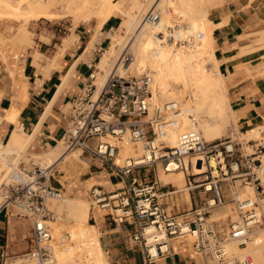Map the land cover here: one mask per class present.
I'll return each mask as SVG.
<instances>
[{
    "label": "built area",
    "instance_id": "built-area-1",
    "mask_svg": "<svg viewBox=\"0 0 264 264\" xmlns=\"http://www.w3.org/2000/svg\"><path fill=\"white\" fill-rule=\"evenodd\" d=\"M101 51L99 48L96 53ZM129 60L131 57L124 53L119 63L125 65ZM96 70L74 97L68 124L60 138L64 155L79 152L78 159L86 155L119 180L109 192L92 185L88 191L91 206L105 212L115 226L126 228L130 243L140 247L145 264L168 256L171 239L184 241L186 237L192 239L191 245L202 264H254L248 258L230 254L226 244L244 247L255 234L254 229H264V206L256 200L235 196L237 190L247 186L257 197L264 193V118L259 125L241 131H254L251 138L232 136L207 143L198 131L186 130L177 133L172 145L171 131L180 128L183 113L175 101L155 106L148 116V88L152 82L149 73L120 77L113 72L96 95ZM188 119L193 124L197 122L194 113ZM122 142L139 144L141 154L118 163L117 143ZM23 157L27 154L6 156L0 151V163H4L0 173V209L29 221V250L25 255L28 264H60L59 253L71 245L97 253L94 237L101 250L93 217L83 229L82 238L77 235L75 242L70 243L69 229L62 232L60 218L48 209L50 200L61 199V191L50 185L53 175L58 174L56 165L47 167L31 159L25 165ZM198 166L204 170L196 175L193 171ZM159 170L164 174L184 173L189 192H198L201 206L172 213L162 200L177 191L166 190L175 189L171 184H158ZM149 176L152 180L147 182ZM227 190L230 198L226 197ZM229 202L237 220L224 228L221 221L210 220V211ZM53 225L59 229L58 240L53 239ZM83 257L84 254L82 261ZM3 261L4 258L0 264H5Z\"/></svg>",
    "mask_w": 264,
    "mask_h": 264
},
{
    "label": "crops",
    "instance_id": "crops-1",
    "mask_svg": "<svg viewBox=\"0 0 264 264\" xmlns=\"http://www.w3.org/2000/svg\"><path fill=\"white\" fill-rule=\"evenodd\" d=\"M209 18L217 26L212 31V38L218 71L225 76L236 75L238 61L242 58L237 57L238 36L264 30V0H254L249 5L230 2L212 10ZM118 23L116 17L107 20L99 37L104 34L108 37L103 36L92 47H89L93 33L90 24L79 23L72 31H61L54 24H37L32 30L34 34L31 33L32 43L25 48V53L4 63L0 55L1 145H6L17 129L33 137L28 149L31 153H46L57 145L68 124L69 107L74 97L82 85L90 82L89 77L96 69V51L109 38L107 32ZM236 86L232 90L230 107L237 117V131H245L259 125L264 118V85L259 83L253 88L242 81ZM253 89L255 95H251ZM81 163L70 160L63 169L56 165L58 174L53 175L50 185L74 198L87 194L92 181L106 184L99 185L106 192L112 191L119 182L106 167L92 161L87 167L84 166L86 163ZM176 191L174 197L165 201L171 205L174 214L188 212L197 206L189 189L187 198L185 193ZM89 214L88 220L93 217L92 211ZM66 222L80 226L88 224ZM94 225L100 233L101 247L108 254L109 264H145L140 247L130 243L126 228L112 225L105 215L100 216L99 222L95 220ZM23 226L19 218L0 209V263L5 254L21 251V245L16 243L22 240ZM169 253L152 264H200V258L186 241L171 239Z\"/></svg>",
    "mask_w": 264,
    "mask_h": 264
},
{
    "label": "bare ground",
    "instance_id": "bare-ground-1",
    "mask_svg": "<svg viewBox=\"0 0 264 264\" xmlns=\"http://www.w3.org/2000/svg\"><path fill=\"white\" fill-rule=\"evenodd\" d=\"M51 1L61 2L58 4L59 12H65L72 17L74 26L79 23L93 26L89 47H92L95 42L99 41L97 39L100 30L107 20L113 18L115 15L121 18L119 25L109 33L110 40L98 63V67L105 73V76L100 77L97 84L95 80L93 82L97 87L96 95L101 85L113 72L116 75L119 74L121 77L125 76L129 71H134L136 74L149 73L152 78L150 86H153L156 79L165 72L167 62L171 58L170 55L176 52L178 60L185 70L186 79L181 78L180 83L182 84L183 93L186 90L189 91L187 94L188 99L185 104H182V95H179L182 93L172 94L166 87L167 85H164L159 94L152 91L151 100L149 101L148 98L150 104L148 116L152 114L155 106L175 101L179 103L183 115L180 119V128L171 131L170 143L172 145L176 141L177 133L181 131L196 130L207 143H211L223 137L231 120H233L236 126L237 117L228 104L225 78L218 71V62L214 57L215 48L213 47L211 33L213 23L208 18L210 10L208 9L207 0H159V2L156 0L155 3H153V0H146L145 4H142L141 0H0V23L15 21L19 24L16 34L10 39V43L15 41V45L18 48L22 47L24 43H32L27 26L33 20H53L55 14L52 12ZM153 11L159 13L155 22L147 19V15ZM144 14L145 18L143 17L142 19ZM243 38L245 37L243 36ZM5 45L6 43L0 44L1 56L7 52ZM124 53L131 56V60L126 65H122L118 61ZM207 62H209V65H207ZM147 67L149 70H146ZM108 71H111L109 75L107 74ZM191 113L196 115V124H193L188 119V115ZM237 133L240 138H251L254 131L250 132L248 130L246 134L239 133V131ZM32 138L23 134L21 130H15L7 143L9 148H12L9 154H23L25 150L30 149ZM61 147L63 148L64 145L60 140L48 152L38 153V155L46 158L50 163L49 166L59 165L64 163L67 158ZM135 148L123 143L117 157L118 163L119 156L134 157L139 154L140 147L137 146ZM70 156H73L76 160L78 159L75 153L68 155V157ZM203 170L204 167L200 169L198 166L193 172L199 175ZM185 178L184 173L181 172L160 173V175L157 173V182L160 186L173 184L178 189H184L181 183H183ZM90 185L104 186L106 184L92 181ZM187 190L186 188L185 191ZM243 190L235 194L236 198L254 200V190L251 187L247 186ZM49 204L51 212L58 213L59 216L61 213H65L66 221L88 222L90 207L83 200L64 198L61 192V199L50 200ZM1 205L2 202L0 203V207ZM226 212L227 216L230 214L234 217V220L231 222L237 220L235 211L232 208H227ZM215 215L213 214L212 217H216ZM212 217L211 219H213ZM224 217V215L218 216L214 221H222ZM254 231L256 234L262 230L256 228ZM147 234L150 235L151 232H147ZM151 240L149 238V242ZM250 244L252 246L248 247ZM250 244L247 245L248 248L244 246L247 248L245 256H251L253 262L261 264L262 261H259L263 260L261 258L263 256L261 255L264 254V235L262 238L257 237L253 239ZM229 246L230 244H226V249L232 254ZM244 247L237 248L244 249ZM236 257L240 259L247 258L242 256ZM16 259L17 261H22L21 257ZM26 264H28L27 261Z\"/></svg>",
    "mask_w": 264,
    "mask_h": 264
},
{
    "label": "rangeland",
    "instance_id": "rangeland-1",
    "mask_svg": "<svg viewBox=\"0 0 264 264\" xmlns=\"http://www.w3.org/2000/svg\"><path fill=\"white\" fill-rule=\"evenodd\" d=\"M153 1H154L153 3H155L156 0H153ZM253 1L254 0H207L208 9L210 10L209 13H208V15L210 16V13H211L212 10H214L216 8H221V7L227 5L230 2H235V3L245 2L246 5H249ZM157 2H159V0ZM60 3L61 2H59V1H51L50 2L51 7H52V12H53V14H55L53 16V20L51 22H47V20L44 21V19H38V20H33V21H31L28 24L27 31L30 33L29 36H30L31 39L33 37L31 35V33L34 34V32H32V30H33V28L36 27L37 24H40V26H42L44 24H48V25L54 24L59 29H61V31H69V30L72 31V30H74V28H73L74 27V25H73V18L70 17L65 12L64 13L59 12L58 4H60ZM141 3L142 4H145L146 3V0H141ZM144 16H145V14L142 16V19H143ZM158 16H159V13L156 12V11H153V12H151V13H149L147 15V19L150 20V21H152V22H155V20L157 19ZM209 16H208V18H209ZM114 17L118 18L116 15ZM118 20L120 22L121 21V18H118ZM209 20H210V18H209ZM118 25H119V23L117 24V26ZM220 25H222V24H220ZM18 26H19V24L17 22H15V21H9L8 23H4V24H2V26H0V44L6 43L5 49L7 50V52L4 53V55H2V58H3L2 61L4 60L3 62H7L9 59L18 58L21 54L25 53V48L28 47L29 45H31V44H28V43H24L22 47H19L18 48L15 45V41H13L14 44L13 43H10V39H11V37H14L13 35L16 34V30H17V27ZM215 27H217V26L214 25V24H212L211 33H212V31H213V29ZM263 31H259L260 33L259 32H257V33L256 32H252V33H249V34H243V35L238 36V40L240 41V43H239V48L236 47L237 48V51H238L237 54H239V55H237V57H242L238 61L239 64L237 66H239V68L237 70L236 75H232V73L228 74L227 76L223 75L224 78H225L224 79V82H225L226 90H227V93H228V104H229V106L232 105L231 104V99H232L231 97H232V94L234 93L232 90H233V88L237 87L236 85L239 84L240 82H242V81L248 82L251 86H253V88H255L254 86L256 84H259V83H262L264 85V33H263ZM103 36L105 37L107 35L104 34V35L98 37L97 40L101 41V39H102ZM243 36L245 38H243ZM108 39L110 40V38H108ZM108 39H106L105 42L102 43V46H101L102 47V51L100 53H98V56H97V59H96V69H97L96 70V74H95V81H96L95 83L96 84L98 83L100 77L105 76V73L102 72L100 70V68L98 67V63H99L100 57H101L104 49L106 48V46H107V44L109 42ZM259 39H261V40H259ZM99 41H97V42H99ZM213 47L215 48V46H214V40H213ZM10 48H11V50H10ZM174 50H173V52H174ZM9 51H10V53H9ZM170 57L171 58H169V60L167 62V66L165 68V72H163L161 74V76H159L156 79V82H155V84L153 86H149V88H148V98H149V101H150L151 100V93H152V91H153V93L155 92V93H158L159 94L160 91H161V88L164 85H167L166 87L168 88V90H169L170 93H172V94L182 93V94H179V95L180 96L182 95V104H185L186 103V100L188 99L187 94H188L189 91L186 90L185 91L186 93L185 92L183 93L182 92V84L180 83L181 82V80H180L181 78L186 79L185 70L183 69V66L181 65V63L179 62L176 52H174L173 54H171ZM172 64H173V66H172ZM207 65H209V62H207ZM169 66H171V67H169ZM171 68L172 69L175 68L174 70L177 73L174 70L172 71ZM146 70H149V68L147 67ZM177 70H179V71H177ZM110 73H111V71H108L107 72L108 75ZM173 73H174L175 76L173 75ZM141 74H136L134 71H129L128 73H126L125 76H122V77H126L127 75L136 77V76H139ZM178 80H180V81H178ZM233 82H235V83H233ZM255 93H256V90L253 89L251 91V95H255ZM149 106H150V104H149ZM239 131L241 132V130H239ZM232 136H237V137L239 136L238 133H237V129H236L235 123L233 122V120H231L229 122V126H228L227 130L224 132V135L221 138V140L226 139L228 137H232ZM58 142H60V141H57V143ZM123 143L124 142L117 143L118 147L121 148L123 146ZM128 145L129 146H133L134 148L135 147L137 148V146L140 147L139 144H128ZM120 148H119V151H120ZM61 149L64 150V147L63 148L61 147ZM11 150H12V148H9V146L7 144L6 145H1L0 144V151L3 152L6 156L11 155V154H9L11 152ZM7 153H8V155H7ZM74 153L77 154V155L79 154V152H74ZM23 154L24 155L27 154V157H23L22 158V162L25 165H27V163L29 162L30 159H31L30 161H33L35 163H38L39 165H43V166H49L50 165V163L46 160V158H44L43 156H39L37 154H34V152L31 153L30 151L25 150V152ZM140 154H141V147H140V153L137 154V155H140ZM137 155H135L134 157H136ZM65 157H67L66 160H65V162L59 164V168L60 169H63L64 168L63 165L65 163H67L68 161H70V160H75V161H78V162H82L81 164L86 163L85 165L83 164L85 167H87L91 163L90 159L88 157H86V155H83L80 159H77V160L74 159L73 156L68 157V155H65ZM125 158L126 157L119 156V163H122V161ZM96 164H98V163H96ZM3 169H4V163H0V173H1V171ZM160 173H162L161 170H159L158 174L160 175ZM184 176H185V174H184ZM151 180H152V176H149L148 179H147V182L148 181H151ZM185 181H186V178L184 179L183 183H181L183 185L184 189L183 188L182 189H178L177 187L174 186L175 189H172V188L168 187V188H166V190H168L170 192L172 190L181 191V193H185V196L187 198L188 197V194H187V191H185V189L186 188L188 189V187L186 186ZM171 185L173 186V184H171ZM90 187H91V185L89 184L88 187H87V189L89 190ZM111 189L113 190L114 188H111ZM246 191H248V190H246ZM237 192H242V190H237ZM175 195L176 194H173V195H170V196H173L174 197ZM190 195H192L194 197L195 201L197 202L196 203L197 206L196 207H191V209L199 208L201 206V203H200V200L198 198V192L197 191L190 192ZM170 196H168V197H170ZM63 197L64 198H71L73 196H69L68 194H63ZM168 197H165L162 200V203L163 204H165L166 198H168ZM226 197L227 198H230L231 197L230 196V192L228 190L226 191ZM74 198H78L79 200H83L84 202H87L89 204L90 212L92 211L93 217H94V219L97 222L100 221V216L106 214L105 212H101L97 208H93L91 206V203H90L91 201L88 198V193L85 194V195L82 194L81 196H79V195L78 196H74ZM253 198H254V200L258 201V203H260L261 205L264 204V193L262 195H260L259 197H257L256 194H255V192H254V197ZM0 199H1V196H0ZM1 202H2V199H1L0 203ZM50 204L48 205V209L50 211H52L51 208H50ZM165 205L173 213L172 208H171V205H168V204H165ZM227 208H232L234 210V207H233L232 203H230V202L227 203L225 206L216 207V208L212 209L210 211V220L211 221H214V219L217 218L218 216L224 215L225 217L221 221V224H222V226L224 228H226L228 222H231V221L234 220V217H232L230 214L228 216L226 215L227 214V212H226ZM10 212H12V211H10ZM13 213H15V212L13 211ZM54 214L57 217L62 218V219H60L61 221L58 222L61 231L62 232H67V230L69 229V231H68V237H69V240L71 241L70 243L75 242L74 239L77 237V235H80L81 238H82V236L84 235L83 229L87 226V224L86 225H83V226H80V225L75 224V223L66 222L65 221L66 216L64 215L65 213H61L60 216H59L58 213H54ZM213 214L214 215L216 214L215 215L216 217H212ZM89 216H90V214H89ZM211 217L213 219H211ZM20 221H21L22 224H24V226H23V236H22L21 242H17L16 244L17 245H21L20 246L21 247V251H18V253H8V254H5V256H4L5 264H18V262H20V264H26V257H25V255L28 253V250H29L30 225H29V221L26 220V219H24V218H20ZM68 223H69V225H68ZM112 225H114V224L112 223ZM68 226H70V228ZM260 229L262 231H259L258 233H256L255 235H253L251 241L253 239L257 238V237H261V238L263 237V235H264V229L262 227ZM96 236L101 241V236H100V233L99 232L96 233ZM59 237H60L59 229H58V227L56 225H53V239L54 240H58V239H60ZM183 240L186 241V242H188L189 244H191V242H192V239L189 238V237H186ZM251 241L248 242L247 245L250 244ZM94 243L96 244V247L98 248L97 253L91 251L89 248H88V250L85 249V251L84 250L82 251V250L76 249V246L75 245H71L70 247L65 248L64 251H61L59 253V250H58L59 247H57L56 248L57 249L56 252L59 253V255H58L59 263L60 264H84V263L85 264H109L108 258H107L108 257V254L103 250L102 247H101V250H100L99 243H98V241H97V239L95 237H94ZM229 244H230L229 248L231 249L230 252L232 254L236 255V256H242V257H247V256H245L246 255L245 250L248 247L252 246V244H250V245H248V247H247V245L245 246L247 248L244 247V249H239V248L236 247L235 244L228 243V245ZM82 254H84L83 261H82V258H81V255ZM261 256H264V254L261 255ZM20 257H21V260L22 261H17L16 258H20ZM247 258L250 259L253 262V259H252L251 256L250 257L248 256ZM261 258L263 259V257H261ZM261 261H262L261 264H263V260H260L259 262H261ZM200 263H201V259H200ZM253 263L254 264H257L255 262H253Z\"/></svg>",
    "mask_w": 264,
    "mask_h": 264
}]
</instances>
